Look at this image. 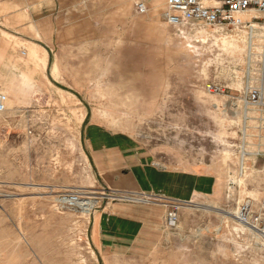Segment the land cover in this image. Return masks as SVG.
Returning <instances> with one entry per match:
<instances>
[{"label":"rangeland","instance_id":"rangeland-1","mask_svg":"<svg viewBox=\"0 0 264 264\" xmlns=\"http://www.w3.org/2000/svg\"><path fill=\"white\" fill-rule=\"evenodd\" d=\"M146 1H156V9L163 5L164 12L165 1ZM251 14L258 15L255 10L240 15L246 23L240 29L181 26L185 38L180 36L179 72L172 75L160 111L145 115L133 129L135 138L164 163L220 171L217 181L222 178L225 184L221 200L196 197L181 207L175 226L166 225L162 244L152 257L119 264H163L162 260L164 264H264V243L236 218L242 202L257 205L263 195L264 157L256 153L264 150V138L260 141L264 128L255 120L258 112L250 111L247 131L254 128L257 135L255 146L246 147L254 154L240 185L243 113L216 110L213 105L220 107L226 98L205 93L206 84L213 82L230 94L243 91L248 80L247 43L242 58L227 46L232 40L249 42L250 24L261 28L258 21L246 19ZM261 49L254 50L258 63L252 66L256 73L252 79L261 75ZM44 99L23 111L0 114V264H105L90 240L88 225L93 213L114 199L105 196L101 178L90 167L80 123L93 115L114 125L123 116L79 113L75 102L68 103L67 112L60 111L57 102ZM248 142L247 133L246 146ZM76 190L95 202L89 213L58 207L60 192Z\"/></svg>","mask_w":264,"mask_h":264},{"label":"crops","instance_id":"crops-1","mask_svg":"<svg viewBox=\"0 0 264 264\" xmlns=\"http://www.w3.org/2000/svg\"><path fill=\"white\" fill-rule=\"evenodd\" d=\"M138 1L146 3L145 14L137 13ZM155 2L0 0V93L8 96L9 112L45 98L60 111L75 102L79 113L123 116L114 125L93 115L80 123L84 152L106 192L221 200L220 171L164 163L133 135L138 120L160 111L185 38V29L164 21L163 5L156 9ZM166 212L161 203L108 202L93 213L90 240L105 264L150 258L165 236Z\"/></svg>","mask_w":264,"mask_h":264},{"label":"built area","instance_id":"built-area-1","mask_svg":"<svg viewBox=\"0 0 264 264\" xmlns=\"http://www.w3.org/2000/svg\"><path fill=\"white\" fill-rule=\"evenodd\" d=\"M135 9L138 14H145L148 10L146 3L142 1H138L135 4ZM251 10H255L258 14L257 16H252V20L258 21L261 25L264 48V0H167L163 18L168 24L177 26L189 23H202L206 26L242 27L246 23L240 15ZM248 29L251 32L254 30L253 28ZM255 58L257 59V57L251 56L247 61L248 80L241 94H230L224 86L217 83H207L205 86L206 94L224 96L226 98V102L224 101L220 107L217 104L213 105L216 110L222 109L224 112L242 111L244 118L242 145L245 146L247 141L246 130L248 121L251 118L249 116L250 111L258 112L255 120L260 128H264V55L260 60L261 67L258 68L261 75L259 78L254 77L252 79L251 76L256 75L255 72L253 74L252 69L255 70L253 67L258 63V59L255 60ZM227 97L232 102H229ZM228 102L231 104L228 105ZM7 109L8 96L5 93H0V114L7 111ZM260 138V141H262L264 135H261ZM256 155L264 157V150L258 151ZM229 188H233V183L230 184ZM105 196L114 200L161 203L167 208L166 225L168 226H175L178 223L179 210L182 206L191 202L160 200L155 198L156 196L136 192H108ZM56 199L58 207L62 210L79 208L81 203L91 200L88 194L82 190L60 192ZM236 218L242 226L250 229L264 243V191L257 205L250 200L242 202L237 208Z\"/></svg>","mask_w":264,"mask_h":264},{"label":"bare ground","instance_id":"bare-ground-1","mask_svg":"<svg viewBox=\"0 0 264 264\" xmlns=\"http://www.w3.org/2000/svg\"><path fill=\"white\" fill-rule=\"evenodd\" d=\"M252 16H253L252 14L251 15H246V19L247 20H251L252 19ZM249 27H251V28L254 29L253 32H250L251 33V35H250V39L251 40L249 42H246L244 40H232V41H230V44L227 46V49H228V51L231 54H233L235 56H238L239 58H242L243 49H244V47H245V45L247 43V46H248V52H247V56H246L247 61L251 58V56H255L256 53L254 52V50H257L260 47L262 48L261 51H262V54L264 55V48H263V44H262V34L258 31L259 28H260L259 25H255L253 23V24H250ZM255 30H257L258 33H255ZM35 44H36V42H35ZM248 72H249V70H248ZM118 95H120V94H118ZM251 128L252 127H250V129ZM247 129H249V128H247ZM246 133H248L249 142H248L247 146L241 145V147H243V148L240 151V155H239V164H240V169H241V172H240L241 175H240V178L237 180V182L240 185H243L245 183L244 180H243V178H242V176L245 174L244 171L248 168L247 163L250 160L249 159V156L254 154L252 151L248 150V148H246V147H248V145H254L255 146L254 137L257 135V133L255 132L254 128H252L249 132L246 130ZM250 178H252V177H250ZM255 192H256V190H255ZM94 206H95V202H92L91 200H87V202L81 203L79 209H83L82 210L83 212L89 213L90 211L93 210ZM234 228L237 229L236 227H234Z\"/></svg>","mask_w":264,"mask_h":264}]
</instances>
